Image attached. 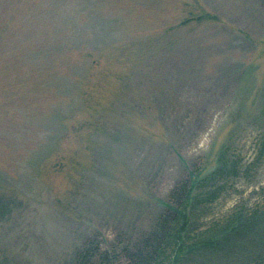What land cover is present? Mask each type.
<instances>
[{
    "label": "rangeland",
    "instance_id": "obj_1",
    "mask_svg": "<svg viewBox=\"0 0 264 264\" xmlns=\"http://www.w3.org/2000/svg\"><path fill=\"white\" fill-rule=\"evenodd\" d=\"M263 108L264 0H0V264L134 248L227 144L196 227L264 204ZM260 226L179 264H264Z\"/></svg>",
    "mask_w": 264,
    "mask_h": 264
},
{
    "label": "trees",
    "instance_id": "obj_2",
    "mask_svg": "<svg viewBox=\"0 0 264 264\" xmlns=\"http://www.w3.org/2000/svg\"><path fill=\"white\" fill-rule=\"evenodd\" d=\"M262 113L264 122V108ZM230 150L231 144L221 148L218 156L220 166L213 171L203 173L196 166L186 178L176 184L165 211L153 225V233L147 234L134 248L127 245L118 250L112 246L96 254L97 247H88L78 253L74 264H113L119 260L120 254L111 251L112 249L131 257L132 264H167L168 258L169 264H179L190 255H203V252L206 254L212 251L227 252L236 245V240L259 230L261 222H264V204L255 206L248 213L240 212L229 216L224 223L212 227L210 233L200 231L195 225V211L207 209L217 202L227 191L226 183L240 175L241 161L233 156L228 157ZM260 153L264 156V131Z\"/></svg>",
    "mask_w": 264,
    "mask_h": 264
}]
</instances>
